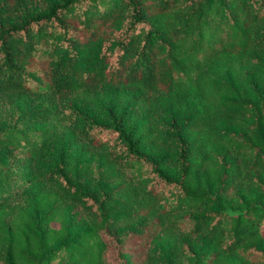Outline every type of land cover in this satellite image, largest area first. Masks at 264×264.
<instances>
[{"label": "trees", "instance_id": "16d2710c", "mask_svg": "<svg viewBox=\"0 0 264 264\" xmlns=\"http://www.w3.org/2000/svg\"><path fill=\"white\" fill-rule=\"evenodd\" d=\"M0 264H264V0H0Z\"/></svg>", "mask_w": 264, "mask_h": 264}, {"label": "rangeland", "instance_id": "374dc122", "mask_svg": "<svg viewBox=\"0 0 264 264\" xmlns=\"http://www.w3.org/2000/svg\"><path fill=\"white\" fill-rule=\"evenodd\" d=\"M31 83H33V81ZM125 93L126 92L122 91V93L117 98L118 99L122 98L125 95ZM113 96L114 95H112L111 92H104L102 95H100V98H102L103 100L107 101L109 99H113ZM50 226L53 227V228H58L59 225L56 222H51ZM63 255H64V253H61L60 257L63 256Z\"/></svg>", "mask_w": 264, "mask_h": 264}]
</instances>
